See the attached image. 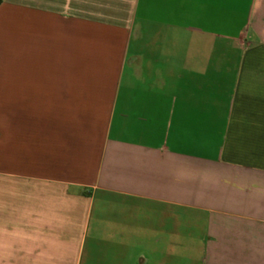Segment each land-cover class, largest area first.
Here are the masks:
<instances>
[{"label": "crops", "instance_id": "crops-1", "mask_svg": "<svg viewBox=\"0 0 264 264\" xmlns=\"http://www.w3.org/2000/svg\"><path fill=\"white\" fill-rule=\"evenodd\" d=\"M0 264H264V0H0Z\"/></svg>", "mask_w": 264, "mask_h": 264}]
</instances>
